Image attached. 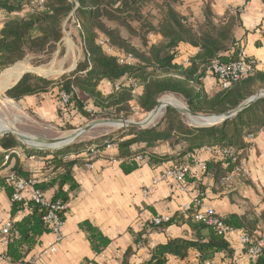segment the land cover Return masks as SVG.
I'll list each match as a JSON object with an SVG mask.
<instances>
[{"label":"trees","instance_id":"1","mask_svg":"<svg viewBox=\"0 0 264 264\" xmlns=\"http://www.w3.org/2000/svg\"><path fill=\"white\" fill-rule=\"evenodd\" d=\"M178 3V0H43L38 4L33 0H0V73L22 62L29 54H43L54 49L62 40L67 20L69 24L79 25L77 29L84 51V60L73 73L56 81L26 74L14 88L5 92L6 97L19 103L50 96L57 103L58 117L65 118L75 113L90 121L91 115L86 110L88 102L94 109L114 108L122 113L136 101L144 112L150 113L159 99L169 94L181 97L194 113L223 115L259 90H264V72L256 70L216 95L210 96L205 91L202 79L207 74L204 68L216 59L230 64L242 51L233 33L239 14L229 13L224 21L215 23L208 11L205 21L199 23L182 14ZM148 4L155 7L156 24L144 13ZM148 14L151 15V11ZM133 24L139 27L136 29ZM150 35L155 37L154 41L149 39ZM136 39L140 43L136 44ZM101 40H107L118 54L132 55L133 64L121 65L117 56L105 52L100 45ZM182 45L199 50L187 65L178 61ZM105 83L111 84L112 92L102 87ZM62 95L69 98L67 103ZM163 115L155 127L143 130L130 128L117 141H107L117 145L123 172L130 175L145 162L165 164L182 159L195 150L210 148L214 158L205 162L204 173L212 174L219 190L225 191L230 184L223 185V180L245 160L250 146L246 139L264 131V98L235 117L211 127H191L172 108H167ZM105 142L89 143L88 149L82 151L67 147L56 153L28 152L30 156L41 157L45 164L44 174L39 180L35 179L33 188L46 195L53 191L50 200L69 204L79 190L74 168L99 159L108 149ZM168 143L171 147L183 145L184 148L172 156H161L155 152L156 148ZM92 146L97 147L99 154H92ZM0 147L9 152L21 144L13 136H7L0 139ZM225 149L234 151L236 162L220 156ZM81 153H86V158H80ZM138 157H141L140 161ZM182 165L186 163L182 162L179 167ZM10 175L26 180L30 178L18 166L0 178L3 190L12 201L15 186L6 182ZM196 189L205 194L201 185ZM12 204V219H16L20 212L25 211L27 215L20 220H11L12 229L3 253L12 264H20L27 262L29 254L40 246V239L50 230L43 222L44 211L30 199ZM194 214L195 209L190 206L184 213L158 227L177 225L184 220L192 230L193 238L170 240L156 247L148 264H168L171 256L191 261L194 260V256H190L192 251L198 253V263H215L218 256L224 257L223 262L234 263L235 251L227 239L206 224L195 221ZM221 218L228 227L249 236L253 243L264 236V226L261 230L258 228L259 224H264V212L259 218L238 215ZM87 230L94 251L106 247L107 239L90 226ZM249 264H264V250Z\"/></svg>","mask_w":264,"mask_h":264},{"label":"crops","instance_id":"2","mask_svg":"<svg viewBox=\"0 0 264 264\" xmlns=\"http://www.w3.org/2000/svg\"><path fill=\"white\" fill-rule=\"evenodd\" d=\"M178 2V9L182 14L199 23L205 21L208 11L212 13L215 23L224 21L232 10L240 11L233 32L234 38L247 56L258 63L257 70L264 72V3L261 0H178ZM0 25L2 26V23ZM149 39L154 41L155 37L150 35ZM179 50L181 57L178 61L183 64L185 62L188 64L189 59L199 51L189 45H182ZM202 81L205 91L210 96L222 91L215 77L207 75ZM102 87L107 88V83ZM106 90L109 92L108 88ZM34 99L40 102L44 99L45 101L41 102L43 105L45 102L49 103L51 97ZM51 103L53 108L57 107L54 100ZM246 143H250L245 153V164L250 176L246 180L234 179L225 191L219 190L212 174L205 175L191 159L192 157L202 162L212 161L214 157L207 149L195 150L182 159L165 164L145 162L130 175L123 172L118 150L114 146L105 150L92 164L76 166L74 175L79 190L68 204L64 239L58 244L57 253L47 257L48 264H148L156 247L170 240L192 239L193 232L184 220L177 225L163 228L153 224L156 216H168L172 219L188 210L191 205L190 194L182 193L177 183L169 181L158 184L148 198L143 195L145 187L150 186L167 170L179 167L182 162L191 166L188 177L190 188L201 185L205 191V209H213L224 218L231 215L259 218L264 212V131H260L251 141L246 139ZM183 148V145L171 147L168 143L156 148L155 152L161 156H172L180 153ZM15 150L22 156L13 155L6 161L8 152L0 147V178L6 177L15 166H18L30 179L39 180L44 174L43 159L30 156L22 147ZM86 156V153L79 155L80 158ZM30 192L26 191L25 199H29ZM52 195L53 191L47 193L48 198ZM12 206L7 192L2 191L0 241L1 229L6 222L20 220L27 215L25 211L20 212L16 219H12ZM259 225L258 228L261 230L264 224ZM88 226L109 241L106 247L100 248L98 252L93 249ZM54 239L51 233L44 235L40 239V246L29 254L26 261ZM227 241L235 251L234 261L243 259L244 247L239 239L229 237ZM3 252L5 248L0 247V264H9L1 257ZM190 253V256L198 254L194 251ZM171 258L174 257H169V260ZM222 258L224 257L218 256L215 263L230 264L228 261L223 262ZM239 264L246 263L242 261Z\"/></svg>","mask_w":264,"mask_h":264},{"label":"built area","instance_id":"3","mask_svg":"<svg viewBox=\"0 0 264 264\" xmlns=\"http://www.w3.org/2000/svg\"><path fill=\"white\" fill-rule=\"evenodd\" d=\"M35 3L41 4L43 0H33ZM252 1V0H250ZM240 14V11L232 10L231 15ZM79 28V25H77ZM100 45L105 49V52L110 56H117L118 62L121 65L131 66L134 62V58L132 55L118 54L117 51L109 45L107 40H101ZM183 65H187L185 62ZM206 74L213 76L218 79L220 87L222 90L229 89L234 83L241 81L245 77L253 74L258 69V63L247 56L245 50L242 49L238 58L230 63L224 64L219 59L213 60L209 65L205 68ZM107 88L110 92L112 89L111 84L107 83ZM118 89V87H116ZM136 93V90L133 92ZM63 101L65 103L68 102L69 98L66 95H62ZM253 138L250 135L247 140L251 141ZM118 138L113 139V141H117ZM107 148H117V145L105 142ZM91 152L93 155L99 154V151L96 146L91 147ZM207 150L213 154V150L207 148ZM13 155L17 157H21L22 154L18 150H12L7 153L5 160L8 161ZM220 156L228 157L233 159L234 162L237 161L235 158L234 151L231 149H225L220 152ZM195 165L202 171L205 172L206 164L205 162L199 161L196 158H192ZM138 161L141 160V157L137 158ZM191 166L189 164L182 165L177 168H172L161 174L157 179H155L152 184L143 189V195L145 198H148L155 187L162 182L172 181L177 183L179 190L182 193L190 194L191 197V205L195 209L194 220L197 222H202L207 226L211 227L219 236L225 237L226 239L229 237H237L239 239L240 244L246 249V252L243 254V259H236L233 264H239L244 261L246 264H249L255 258H257L264 250V236L260 237L255 243H253L252 239L241 233L240 231L228 227L222 220V218L213 210V209H205L204 208V199L205 194L196 188H190V185L187 183V177L190 174ZM250 176V172L245 164V160H243L233 171L231 175L226 177L223 180L224 184H230L235 178L239 179H248ZM6 182L8 184H13L15 186V193L12 197V202H22L25 199L26 191L30 190L29 199L37 206L40 207L41 210L44 211L43 222L46 227L50 230V233L54 235V241L46 244L42 250L34 255L30 260L25 263L20 264H48L47 257L54 255L58 251V244L62 242L64 239V229L66 225L65 214L68 210V204L63 203L61 201L53 202L50 200L46 194L42 191L34 189L33 186L35 184V179L26 180L24 178L16 177L14 175H10ZM4 191L2 187V183L0 182V193ZM170 221V217L168 216H156L153 219V224L156 227H160L161 225L168 223ZM12 229V222L8 221L4 224L1 229V241L0 247H6L8 245V235L10 230ZM198 254H195L194 260L191 261H182L177 258H171L168 264H217V263H198L196 258ZM1 257L4 261L12 264L10 259L4 254L1 253Z\"/></svg>","mask_w":264,"mask_h":264},{"label":"rangeland","instance_id":"4","mask_svg":"<svg viewBox=\"0 0 264 264\" xmlns=\"http://www.w3.org/2000/svg\"><path fill=\"white\" fill-rule=\"evenodd\" d=\"M150 11L152 13L151 15L148 14V12ZM144 13L146 16L149 15L152 23L156 24L158 22L155 7L152 8L148 4L147 8L144 9ZM133 27L137 29L139 26L138 24H133ZM77 28L78 27L75 24H69V20H67L64 23L62 40L59 44L56 45L54 49L46 51L43 54H29L25 57L22 62H19L17 64L23 63L30 65L32 68L45 67L48 70H53V72H55L56 74L51 76H38L36 74H33L32 72V75L41 77L49 81H56L65 75L73 73L74 71H76L78 65L84 60V51L81 45V40L79 38ZM124 35H126L125 32ZM137 42L140 43V40L136 39V44ZM18 81H16L15 83H17ZM44 101V99L41 100V102ZM51 101L53 100L50 99L49 103L45 102V104L42 105L40 101L31 98L18 103L8 99L5 95L4 90L0 93V123L7 124L14 130H16L18 133L24 135L32 141L40 139L56 140L72 136L76 133L75 131L83 128L84 126L93 121L130 120L139 123L143 122L150 115V113L144 112L138 106L136 101L131 102L130 108L122 113H118L114 108H110L108 110H100L97 108L94 109L91 107L92 104L88 102L89 104H87L86 110L90 113L92 120L88 121V119L75 113L68 114L67 116H65V118H63V116L58 117V107L53 108ZM159 101L160 103L169 101H179L183 106H185L186 109H188L186 102L181 97H176L174 95H165L160 98ZM42 108L44 110H42ZM165 110L166 109H164V113ZM163 116L164 115L156 118V120L154 119V121L145 129L157 126V124H159L162 120ZM183 119L185 123L191 127H195L192 125V122H195V124L200 122L187 116H183ZM125 131L126 129H123L120 126H98L83 135L79 140L71 144L69 147H75L76 150H85L88 149L89 143H95L101 140L110 141L111 139L113 140L115 138H119V136H122ZM7 136L10 135L0 137V139H3ZM21 147L25 150L26 153L31 152L36 154L44 152H59L38 151L34 149H29L22 144Z\"/></svg>","mask_w":264,"mask_h":264},{"label":"water","instance_id":"5","mask_svg":"<svg viewBox=\"0 0 264 264\" xmlns=\"http://www.w3.org/2000/svg\"><path fill=\"white\" fill-rule=\"evenodd\" d=\"M4 72H2L0 74V76ZM26 74H32V73H26ZM20 80L17 83H15L11 88L6 89L5 92L14 88L20 82ZM262 98H264V90H259L254 96H252L251 98L246 100L244 103H242L236 109L229 111L223 115L199 114V113H194V112L190 111L189 109H187L186 111H182V110H178V109L173 108V107H169V108L176 110L182 116L188 115V116L193 117L195 119H200L199 123H196V124L192 123V125L195 127H211V126L220 124V123H222V122H224L230 118L235 117L236 115H238L242 111L246 110L252 104H254L256 101H258L259 99H262ZM159 109H160V101H158V105L154 108V110L150 112V114H151L150 117L146 118L143 122H139V123L133 122L130 120H97V121L90 122L89 124H87L83 128L75 131L76 132V134L74 135L75 137L72 138L73 142H69V144H64L62 147H59L56 149H38V148L30 147V146L26 145L25 142L22 140V138L14 132H5L4 134L0 135V137L6 136V135L13 136L20 144L26 146L29 149H34V150H38V151H61L65 148L69 147L71 144H73L74 142L79 140L83 135H85L86 133H88L89 131H91L92 129H94L98 126L111 125V126H120L121 128L126 129V130L130 129V128L143 130L150 125L149 120L157 114ZM67 141H69V140H67ZM67 141H65L64 139L54 140L55 143H65Z\"/></svg>","mask_w":264,"mask_h":264},{"label":"bare ground","instance_id":"6","mask_svg":"<svg viewBox=\"0 0 264 264\" xmlns=\"http://www.w3.org/2000/svg\"><path fill=\"white\" fill-rule=\"evenodd\" d=\"M72 46V45H71ZM72 49V47H71ZM36 74V75H43V76H51V75H55L56 73L53 72V70H48L47 68H32L30 65L28 64H17L14 65L13 67L5 70V72L0 76V93L3 92L4 90L11 88V86L18 81L24 74L26 73H32ZM169 107H173L176 108L178 110H182V111H186L187 109L185 108V106H183L179 101H169V102H162L160 103V109L157 112V114L152 117L149 122L150 124L154 121V119L156 120V118L162 116L164 114V109H167ZM151 115V114H150ZM149 115V117H150ZM189 118L195 119L193 117H190L188 115H185ZM148 117V118H149ZM196 121H200V119H195ZM5 132H14L16 134H18L22 140L25 142L26 145L33 147V148H38V149H56L59 147H62L64 144H69V142H73L72 138L75 137L73 134L72 136L66 137V138H62L64 139L65 143H55L54 140H45V139H40V140H30L27 137H25L24 135L18 133L16 130H14L13 128H11L10 126H8L7 124H2L0 123V135L4 134ZM60 140V139H57Z\"/></svg>","mask_w":264,"mask_h":264}]
</instances>
